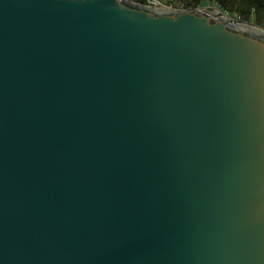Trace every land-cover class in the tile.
I'll use <instances>...</instances> for the list:
<instances>
[{
    "label": "water",
    "instance_id": "1",
    "mask_svg": "<svg viewBox=\"0 0 264 264\" xmlns=\"http://www.w3.org/2000/svg\"><path fill=\"white\" fill-rule=\"evenodd\" d=\"M0 264H264V30L0 0Z\"/></svg>",
    "mask_w": 264,
    "mask_h": 264
},
{
    "label": "trees",
    "instance_id": "2",
    "mask_svg": "<svg viewBox=\"0 0 264 264\" xmlns=\"http://www.w3.org/2000/svg\"><path fill=\"white\" fill-rule=\"evenodd\" d=\"M138 4H148V0H129ZM186 5V9L197 10L214 4L221 14L238 18L240 22L254 23L264 29V0H170Z\"/></svg>",
    "mask_w": 264,
    "mask_h": 264
},
{
    "label": "rangeland",
    "instance_id": "3",
    "mask_svg": "<svg viewBox=\"0 0 264 264\" xmlns=\"http://www.w3.org/2000/svg\"><path fill=\"white\" fill-rule=\"evenodd\" d=\"M149 6H157V7H168V8H186V5L185 4H181L179 2H176V1H171L170 0H148V4ZM211 7H205V8H201V9H206V8H209L211 10H218V11H221L219 10L218 8H216V6L214 4H210ZM237 20H239L237 18ZM252 26H255L254 23H248ZM257 27V26H255ZM260 28V27H258ZM261 30H264L263 28H260Z\"/></svg>",
    "mask_w": 264,
    "mask_h": 264
},
{
    "label": "built area",
    "instance_id": "4",
    "mask_svg": "<svg viewBox=\"0 0 264 264\" xmlns=\"http://www.w3.org/2000/svg\"><path fill=\"white\" fill-rule=\"evenodd\" d=\"M183 9H186V8H183ZM198 10H200V9H198ZM231 21L233 24L241 23L240 20H237V18H231Z\"/></svg>",
    "mask_w": 264,
    "mask_h": 264
}]
</instances>
